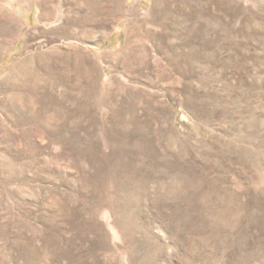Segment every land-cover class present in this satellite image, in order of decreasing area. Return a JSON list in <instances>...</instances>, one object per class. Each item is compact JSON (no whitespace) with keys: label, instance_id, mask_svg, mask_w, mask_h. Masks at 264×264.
<instances>
[{"label":"rangeland","instance_id":"obj_1","mask_svg":"<svg viewBox=\"0 0 264 264\" xmlns=\"http://www.w3.org/2000/svg\"><path fill=\"white\" fill-rule=\"evenodd\" d=\"M0 264H264V0H0Z\"/></svg>","mask_w":264,"mask_h":264},{"label":"bare ground","instance_id":"obj_2","mask_svg":"<svg viewBox=\"0 0 264 264\" xmlns=\"http://www.w3.org/2000/svg\"><path fill=\"white\" fill-rule=\"evenodd\" d=\"M140 119V118H139Z\"/></svg>","mask_w":264,"mask_h":264}]
</instances>
